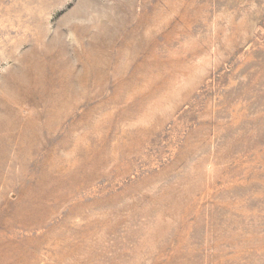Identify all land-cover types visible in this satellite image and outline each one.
<instances>
[{
	"label": "rangeland",
	"instance_id": "obj_1",
	"mask_svg": "<svg viewBox=\"0 0 264 264\" xmlns=\"http://www.w3.org/2000/svg\"><path fill=\"white\" fill-rule=\"evenodd\" d=\"M0 264H264V0H0Z\"/></svg>",
	"mask_w": 264,
	"mask_h": 264
},
{
	"label": "bare ground",
	"instance_id": "obj_2",
	"mask_svg": "<svg viewBox=\"0 0 264 264\" xmlns=\"http://www.w3.org/2000/svg\"><path fill=\"white\" fill-rule=\"evenodd\" d=\"M30 72H31V70H30ZM30 74H32V73H30ZM22 81V80H21ZM66 88V87H65ZM59 91V90H58ZM63 93V92H62ZM56 97V96H55ZM59 97H61V96H59ZM65 102V101H64ZM69 102V101H68ZM56 103V102H55ZM71 104V103H70ZM54 105V104H53ZM61 105V104H60ZM57 106V105H56ZM59 107V106H58ZM58 117V116H57ZM29 126V125H28ZM11 129V128H10ZM13 129V128H12ZM13 133V132H12ZM3 135V134H2ZM23 135H24V133H23ZM8 136V135H7ZM10 136V135H9ZM12 136V135H11ZM7 138V137H6ZM23 142V141H22ZM77 163V162H76ZM66 182V181H65ZM64 182V183H65Z\"/></svg>",
	"mask_w": 264,
	"mask_h": 264
}]
</instances>
